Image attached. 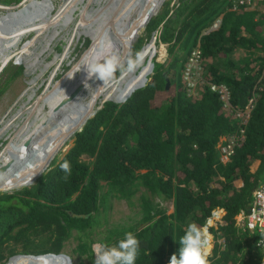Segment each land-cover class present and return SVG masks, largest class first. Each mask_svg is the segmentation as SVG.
<instances>
[{"label": "trees", "instance_id": "16d2710c", "mask_svg": "<svg viewBox=\"0 0 264 264\" xmlns=\"http://www.w3.org/2000/svg\"><path fill=\"white\" fill-rule=\"evenodd\" d=\"M231 6V0L164 2L146 31L148 38L158 32L156 44L166 46L169 62L154 58L145 86L122 103L105 101L83 127L86 119L71 124L73 114L96 111L99 100L73 112L43 153L82 127L65 157L54 158L41 175L31 174L29 183L0 186V234H12L0 237V264L17 254H59L70 241L75 246L69 256L94 261L92 243L113 246L128 232L139 241L136 264H169L188 225L204 226L217 207L225 209L226 224L213 231L224 246L215 243L211 264H262L261 233L238 229L235 217L247 210L264 179V18ZM221 15L220 26L208 31ZM14 31L0 34L3 63L7 48L14 45L16 52L29 32L18 37ZM198 46L201 81L189 91L184 71ZM22 71L23 64L11 63L0 91ZM213 84L228 87L230 104L211 91ZM251 98L243 123L238 115ZM232 142L234 153L224 161L222 148ZM65 161L71 167L67 178L60 168ZM17 184L20 189L12 186ZM123 200L135 216L115 223L110 216ZM53 259L23 257L16 264H55Z\"/></svg>", "mask_w": 264, "mask_h": 264}, {"label": "bare ground", "instance_id": "6f19581e", "mask_svg": "<svg viewBox=\"0 0 264 264\" xmlns=\"http://www.w3.org/2000/svg\"><path fill=\"white\" fill-rule=\"evenodd\" d=\"M65 1L66 3H62L63 6L61 7V9H59V12L56 15H53V13L48 14L49 10L47 11L44 9L45 5L51 3L50 0H44L40 2L38 1V3L32 6L25 5L23 8L12 12V15L3 14V16L0 17V34L7 31H12V29H14L16 30L14 31L16 32V36L20 37L21 34H24L26 31L31 32L36 24L41 23L39 24V31L36 34L37 37L38 34H41L42 32L49 29L50 25L58 23L60 20L66 19V22L61 26V29H64L65 31L67 29V26L65 24L70 23L71 13H73L74 11V5L77 0ZM113 1L114 0H107V5L103 7L100 6L101 8L95 10V14V11L89 12L87 9H84L79 23L81 26L79 28V25H77L78 31L76 34L78 36L85 37L87 35L88 38L92 37V44L86 51L84 58L91 59L92 57L98 55H103L105 57L115 56L119 59L120 64L118 69H120L123 68L127 60H129V53L132 48L131 45L136 40L141 30H143L144 22L148 19V15H150L147 14V17H145L142 23L138 25L139 23L137 22V18L140 12H144L146 8L153 9V7L157 5L160 0H116L114 7L111 6L113 9H108L109 5H111ZM130 2H132V4L128 9ZM7 10L14 9L12 7H8ZM31 10L33 11L29 13ZM70 10H72V12ZM101 11V15H99L97 20L94 21L95 18H92L93 14L95 17L97 13ZM123 13H125V15H123ZM6 16H8L6 19L1 20ZM32 25L34 26L29 29ZM139 28L141 29L138 32ZM27 33L28 32H26V34ZM34 43L35 38L31 43H29V45L31 44L30 47H28L29 45H27L25 49L19 53V56L22 58V62L24 60L22 57L23 54H30V50L32 49ZM145 48L146 49L142 51V54L140 52L141 55H139V59L133 64L132 69L129 70L128 68L123 70L121 75L115 82H112V80L115 78V74L113 78L106 83H104L103 80L98 79L96 76L89 78L87 75L86 66H81V69L79 71L73 73L81 62V60L79 59L80 61L67 75L64 83H57V86H55L53 89L44 91L42 95L38 96L32 106L26 108L24 107L25 105L22 104L23 106L21 105V108L18 109L15 115L11 116L12 118L4 127L2 126L3 128L0 131V135H2L6 131H9L11 127L15 129L9 146L0 157V167L3 164H8L9 162H11V165L7 171L4 172L2 171V169H0L1 187L12 183L11 181L12 179L14 180V176L16 175L17 177L15 179L21 178L29 170L30 166L36 163V159L39 156V148L35 145V142L37 139L44 135L48 127L54 126L58 123L56 122L58 118L65 116L69 111H72L74 109L76 110L85 106L91 99L98 96L103 97L104 100L112 99L118 102H123L133 90H135L140 84H142L144 78L150 73V67L145 64L143 68L139 70V72L137 70L143 63L145 57L147 55L151 56L153 54V43H151V45H147V47ZM58 54L55 55L56 58L59 57ZM16 55L17 57H19L17 53ZM27 58L29 57L27 56ZM56 58H54V60ZM24 62L26 63L27 67L31 66L26 59L24 60ZM50 65L51 63L47 64L45 67L48 68ZM52 78L53 77H51L50 79L52 80ZM81 84L84 85L83 89L79 91L77 96L71 102L65 105L60 104L61 100L65 96H68L69 93L76 90L77 86ZM48 103L51 109L46 111L44 107H46ZM54 106L57 107V112L53 115L52 111ZM89 118L90 117L86 118L82 126ZM19 119L21 122H18V124H16V121ZM55 133L56 131H54V134ZM45 170L46 169H43V171ZM12 186L19 187L20 184ZM47 256L55 259H62L64 262V259L62 257L53 255ZM15 257L23 258L37 256L17 254L10 257L6 264H9Z\"/></svg>", "mask_w": 264, "mask_h": 264}, {"label": "rangeland", "instance_id": "374dc122", "mask_svg": "<svg viewBox=\"0 0 264 264\" xmlns=\"http://www.w3.org/2000/svg\"><path fill=\"white\" fill-rule=\"evenodd\" d=\"M51 1L53 2L54 5L53 6H52V4L49 5L47 10H49L48 14L53 13V15H56L59 12V9H61V7L63 6V4L66 3L65 0H51ZM106 1L107 0H81V1L77 0V2L74 5V11H73V13H71V16H73V18H72L70 23H66L65 25L67 26V28L69 30L77 32L78 31L77 25H79V28L81 26L79 23H80V19H81V15H82L83 10L87 9L89 12H93L96 9H99V8L107 5ZM115 1L116 0H114L111 3V5H109L108 9H113L112 7H114ZM151 1H154V0H151ZM162 1L163 0H160L158 2V4L153 7V9L152 8L151 9L146 8L144 12H142V13L140 12L141 15L139 14V16L137 18V22L139 23L138 25H140L142 23L143 19L145 17H147V14L151 15L152 13L156 12ZM169 1H171V0H169ZM18 2L19 1H17L16 3H18ZM35 4L36 3H32L31 6L35 5ZM131 4H132V2L129 3L128 9L130 8ZM0 5H4V2L1 0H0ZM177 5H179V3H177ZM28 6H30V5H28ZM162 6L160 7V10H161ZM52 8H53V12L51 11ZM14 11H16V10H8V15H12V12H14ZM32 11L33 10H31L29 13H31ZM70 11H72V10H70ZM125 11H127V10H125ZM95 13H96V11L94 12V14ZM101 13H102V11L97 13V15H96L97 17L96 16L94 17V14H93L92 18H95L94 21L97 20L98 16L101 15ZM125 13H127V12H125ZM125 13H123V15H125ZM0 14H3L2 10H0ZM150 15H148V16H150ZM7 17L8 16H6L5 18H2L1 20L6 19ZM259 18L260 17L257 14L256 20H259ZM72 21H74V22H72ZM65 22H66V19L60 20L58 23L50 25L49 30H52V28H54L59 32V37H65V33L67 34L69 32L64 31V29L59 28ZM119 23H121V22H119ZM39 24H41V23H39ZM39 24H36L35 26L32 25V27L34 26V28L31 30L30 33L26 34L27 35L25 38L26 39L25 42L27 41L26 44L21 45V43H20L21 41H23V38L25 35L19 40L18 45H20V47L17 46L18 49L16 52L18 54V56H19V53L22 50H24L25 47L27 45H29V43H31L33 41V38H36V34L40 28ZM139 30H140V28L138 29V32H139ZM42 34L46 35L47 30ZM44 35L37 36V40L35 41L32 49L30 50V54H28V55L23 54V56H22L23 59L24 60L26 59L28 61V63L31 65L30 67H27L24 60L22 62V60H21L22 58L20 56L18 57L19 62L23 63L25 65L24 72H23L25 75H20L8 87H6L3 91H0V131L8 123V121L12 118L11 116L15 115V113L18 111V109L21 108L22 104L25 105L24 107H26V108L30 107L35 103V100L38 98V96H40L44 93V91H46L48 89H50V90L53 89L55 86H57V83H64L67 75L74 68V66L81 60V58L85 56L86 51L89 49V47L92 44V42H90L88 47L84 48V45L82 43L83 39H81V40L79 39V42L75 39L73 41L72 45L70 46L71 47V50H70L69 44L72 41V37L71 38L70 37L65 38L66 42L61 43V45H63V47H64L65 52L62 54H58V51H55V55L56 54L59 55V57L56 58L55 55H53V50H51V49H53V45L49 44V39H47V43L45 44V46L43 45L42 42L40 43V41L44 37ZM80 37H82V36H80ZM86 37H87V35H86ZM151 38H152V34L148 38L146 28H143V30H141V32L138 34L136 40L133 42L132 49L129 53V58H128L129 60H127V62L123 66V68H120L116 71L115 76H114L115 78L112 80V82H115L119 78V76L121 75L123 70L129 68L128 67L129 61H131L132 64H134L138 60L137 54L141 55L142 54L141 50L143 48L145 50L146 49L145 47H147V45H151V43H150ZM140 39H142V41L140 43L141 47L139 48V50H136L134 48V46H135V44H139ZM30 45L28 47H30ZM58 49H60V46H58ZM157 50H158V54H157V52L153 53L154 56L157 54V57L155 56L156 60L159 62H162V63L166 62L168 59L166 46L164 44L160 45V46L157 45ZM140 52H141V54H140ZM50 54H51V56H50ZM26 56H28L29 58H27ZM46 56H49V57L46 58ZM54 58H56V59L54 60ZM149 58H150V55H147L145 57L143 63L139 66V68L137 70L138 72L146 64V61ZM167 62H169V59ZM49 63H51V65L48 68H46L45 66ZM147 66L150 67L149 65H147ZM29 71H31V72H29ZM1 75H2V73L0 74V88L4 84V82L2 81V80H4V77L1 78ZM51 77H53L52 80L50 79ZM28 95H29V97H28ZM165 99H166V96L162 97V99L159 98V101H161V100L165 101ZM95 100H99L97 105L100 107H102V105H101L102 102L106 101L103 99V97L98 96L96 98L91 99L88 102V104L92 103ZM88 104H86L85 106H87ZM85 106H83V107H85ZM83 107L78 108L76 110L74 109L72 111H69L65 116L58 118L56 120V122H58V123L55 124L54 126L48 127L46 132L44 133V135L36 140L37 143L35 142V145L38 146V148H39V156L36 159V163L31 165L29 170L21 178L15 179L17 177V175L14 176L15 177L14 180L12 179V181H11L12 183L15 182L13 184L20 183L22 180H25L26 182L29 183L31 180V174H35V175L41 174L43 172V169L47 170V168L49 167V165H51V162L53 161L54 158L57 157L58 161H61L65 157L66 153L74 145V134L73 135L70 134L63 141L56 142L55 147H53L47 155L44 156L43 153H44V150L46 149V147L48 146V144L51 141H53L55 139V136L60 132L61 123H63L65 120H67L73 112H76V111L82 109ZM44 109H46V111L51 109L49 103L47 104L46 107H44ZM56 112H57V107L54 106L53 111H52L53 115ZM94 113H95V111L77 113L75 115L73 114L71 124L74 125L76 123H82L87 117H92V115ZM3 119H5V120H3ZM18 122H21L20 119L16 121V124H18ZM2 123H4V124H2ZM14 131H15V129L11 127V129L9 131H6L2 135H0L1 136L0 137V157L2 156V154L6 150V148L9 146V143L11 142L12 136L14 135ZM54 131H56L55 134H54ZM49 162H50V164H49ZM257 165H258L257 162L254 163L251 167L252 170H255ZM236 184H237V186H241L242 181L239 180L236 182ZM17 189H20V187H18ZM7 191L9 192V190H7ZM137 196H139V194H137ZM169 207H170V211H169V213H170L173 211L172 203H170V202H169ZM130 216L134 217L135 214H134L133 209L128 205L127 201L123 200L120 202H115L114 209L112 211V215L110 216L112 221H114L115 223H121L120 221H124V220L129 221L128 217H130ZM140 217L141 216H139L136 219H140ZM130 222H131V220H130ZM7 234H8V232H4V233L0 234L1 235L0 237H2V236L6 237ZM8 235L10 236L12 234H8ZM5 239L6 238H4V240ZM70 242H72V241H70ZM70 242H66V245H65L66 247H64V249H63V252L67 253L68 255H70L72 248L75 246V242H73V245H70L71 244ZM219 244L224 246L223 245V239L219 240ZM40 257H48V256H40ZM22 259L23 258H21V257H18V258L15 257L14 259L11 260V263H9V264H16V262H20ZM63 259H64L65 264L69 263V261L67 260L66 257H64ZM31 261H33V259H31ZM31 261H26L27 262L26 264H33ZM52 261L55 264H64L62 259H55L54 258ZM72 262H73V264H94V261H88L87 259L81 260L79 258L76 259V257L72 258ZM207 264H211L210 259H207Z\"/></svg>", "mask_w": 264, "mask_h": 264}, {"label": "clouds", "instance_id": "9594fccd", "mask_svg": "<svg viewBox=\"0 0 264 264\" xmlns=\"http://www.w3.org/2000/svg\"><path fill=\"white\" fill-rule=\"evenodd\" d=\"M38 1L40 2V1H44V0H34V1L33 0H19L18 3H16L17 0H12V1H8V2L3 1L4 5H0L1 6L0 10L3 11V14H8V10H7L8 7H12L14 10H18V9L23 8L25 5L28 6V5H31L32 3H38ZM165 1H169V0H164V2ZM51 4H52V6L54 5L52 1H51ZM234 4H235V0H231V5H232L231 10H234ZM159 10H160V7L158 8L156 14H158ZM252 11H254V10H252ZM52 12H53V10H52ZM255 12L258 14V16L260 18L261 17L264 18V15H260V13L258 11H255ZM3 14H0V17L3 16ZM72 18H73V16L70 17V22H71ZM218 20H221V22H222V15L219 16V18L212 24V26L210 27V29L208 31H212V30L217 29V28L212 29V27ZM59 28H61V27H59ZM65 31H68L69 33H67V34L65 33V37H59V32L56 29H54V28H52V30L47 29L46 35L42 34L45 31L42 32L41 34H38V36L44 35V37L41 39L40 43L42 42L43 45L45 46V44L47 43V39H49V44L53 45V49H51V50H53V55H55V51H58L59 54H62L65 51H64V47H63V45H61V43L66 42L65 38H69V37L71 38L72 37V41L69 44V48L71 50L70 46L72 45V43L74 41L73 39H75V37L77 36V34H76L77 32L71 31L68 28ZM28 33H30V32H28ZM26 36L27 35L25 34L23 41L20 42L21 45H24L27 43V41L25 42ZM157 37H158V32L154 31L152 33V38H151L150 43H153V47H154L153 53L157 52V54H158L157 44H156L157 43ZM83 38H84V41L82 40V43L84 45V48H87L89 43L92 40L91 39L92 37L88 38V37L83 36ZM36 40H37V37L35 38V41ZM0 45H1V43H0ZM132 45H131V47H132ZM161 45H163V44H161ZM18 46H20V45H18ZM58 46H60V49H58ZM196 48H199V46ZM196 48H194V49H196ZM7 49L8 50H6L5 52H6L7 56L9 57V59L5 63L1 62L2 60H0V66H1L0 74L3 73V71L11 63L19 62V58L17 57L16 52L14 50V45L11 46L10 49L9 48H7ZM143 50H144V48L141 51H143ZM51 54H50V56H51ZM157 54L155 55L156 57H157ZM152 56H154V54H152L148 60L151 59V62L153 63V59L155 58V56L154 57H152ZM48 57L49 56H46V58H48ZM137 59H139V54H137ZM148 60L146 61V65H148ZM119 64H120L119 59L115 56L105 57L103 55H98V56L92 57L91 59L82 57L81 62L79 63V65L77 66V68L74 70L73 73L79 71L81 69V66H86L87 75L89 78L96 76L98 79H101V80H103L104 83H106L107 81H109L113 78L115 72L117 71V69L119 67ZM128 67H129V70L132 69L133 64L131 61H129ZM23 72H24V64H23V71H22L21 75H25ZM151 73H149L146 77H148ZM109 100L106 99V101H109ZM126 100H124V101H126ZM111 101H115V100H111ZM115 102L122 103V102H118V101H115ZM98 109H100V106L96 107V111H95L94 115L97 113ZM244 121H245V119H243V123H247V121L246 122H244ZM77 131H79V129ZM77 131H75V132H77ZM75 132L73 134H75ZM236 145H237V143H236ZM235 146H234V148H235ZM257 163H259V161ZM60 168L65 173V178H67V176L71 175V167H70V164L68 161H65L62 164H60ZM256 168H257V166H256ZM263 181H264V179L259 184V187ZM249 208H250V206L247 208V210H242L235 217V224H236L238 229L243 230L242 228H240L237 225L238 216L242 212L249 211ZM213 211L218 213V218H220L219 219L220 221L216 220L214 225L207 232L204 230V227L206 226L208 220H207L206 224L202 227L197 226L195 223L189 224L187 227V230L179 238V240H178L179 249L176 253H174L172 255L169 264H207V259L211 258L215 243L217 242L219 244V240L223 239V238H219L217 240L215 238V234H214L213 230L219 229L222 225L226 224L225 209L222 207H217ZM213 211L211 213V216L213 214ZM221 221H222V223H221ZM244 231H248V230H244ZM248 232H250V231H248ZM260 236H261V239L258 241V245L262 249V248H264V234H261ZM223 245H224V239H223ZM222 247L223 246L220 244V248H222ZM90 252H91V256H94V258H95L94 264H136V261H137L138 255H139V241L137 240V238L135 237V235L133 233L128 232V233H125L124 239L120 240L117 244H115L113 246H109L107 243H103V242L92 243L90 246ZM262 252H264V251H262ZM50 254H54L55 256H59V257H63V258L66 257L67 260L69 261L68 264H73L72 258L67 253H65L63 251L59 254L47 253V254H39V255L47 256ZM34 255H36V254H34ZM262 264H264V259H263Z\"/></svg>", "mask_w": 264, "mask_h": 264}, {"label": "built area", "instance_id": "2783aa9c", "mask_svg": "<svg viewBox=\"0 0 264 264\" xmlns=\"http://www.w3.org/2000/svg\"><path fill=\"white\" fill-rule=\"evenodd\" d=\"M234 10H254L258 11L260 15H264V0H235ZM221 20H218L212 27V29L218 28ZM76 36L75 39L79 42V39H83V36ZM73 39V40H75ZM201 51L199 48L194 49L186 62V68L184 71V79L188 83L189 91L196 88L199 81H201ZM211 91L217 93L221 100L230 104V93L229 89L225 84H213L211 85ZM255 99L251 98L248 102L246 108L247 111L240 112L238 116L247 121L250 110L254 105ZM236 142H232L227 146L222 148L223 160L227 161L230 159L234 153V146ZM218 213L213 211L212 216L208 219L204 230L207 232L214 225L216 220H219ZM220 221V220H219ZM222 223V221H221ZM237 225L243 230H248L251 233H261L264 234V181L260 187L254 192L253 200L250 204L249 211L242 212L237 219Z\"/></svg>", "mask_w": 264, "mask_h": 264}, {"label": "water", "instance_id": "95a60500", "mask_svg": "<svg viewBox=\"0 0 264 264\" xmlns=\"http://www.w3.org/2000/svg\"><path fill=\"white\" fill-rule=\"evenodd\" d=\"M163 2H164V0L160 3V5H159V7H161V5L163 4ZM158 10V9H157ZM157 13V11L156 12H154V13H152L149 17H148V19L144 22V28L147 26V24L149 23V21L151 20V18L155 15ZM148 65L150 66V73L153 71V68H154V64L151 62V59L148 61ZM146 82H147V77H145L144 78V81L142 82V84H140L136 89H138V88H141V87H143V86H145V84H146ZM170 81H168L167 82V88H169L170 87ZM83 87H84V85L83 84H81V85H79V86H77V89L76 90H74V91H72L71 93H69V95L68 96H65L62 100H61V102H60V104H67V103H69V102H71L76 96H77V94L79 93V91H81L82 89H83ZM135 89V90H136ZM135 90H133L130 94H129V96L128 97H130L131 96V94L135 91ZM127 97V98H128ZM126 98V99H127ZM125 99V100H126ZM110 100H112V99H110ZM86 123V122H85ZM84 123V124H85ZM83 127V126H82ZM82 127H80L79 128V130L82 128ZM75 131H77V130H75ZM74 131V132H75ZM12 159H14V158H12ZM13 162H14V160H13ZM12 162V163H13ZM10 165H11V162H9L8 164H3L1 167H0V169H2V171H7L8 170V168L10 167ZM73 216H76L77 214H75V213H71ZM34 255V254H33ZM50 255H53V256H55L54 254H50ZM35 256H45V255H35Z\"/></svg>", "mask_w": 264, "mask_h": 264}]
</instances>
